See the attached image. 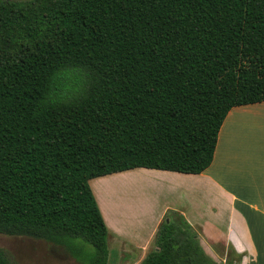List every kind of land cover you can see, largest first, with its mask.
I'll use <instances>...</instances> for the list:
<instances>
[{
    "label": "trees",
    "instance_id": "trees-1",
    "mask_svg": "<svg viewBox=\"0 0 264 264\" xmlns=\"http://www.w3.org/2000/svg\"><path fill=\"white\" fill-rule=\"evenodd\" d=\"M260 102L264 0L0 1V233L108 264L90 180L200 174L230 110ZM155 242L141 264H231L172 210Z\"/></svg>",
    "mask_w": 264,
    "mask_h": 264
},
{
    "label": "crops",
    "instance_id": "crops-1",
    "mask_svg": "<svg viewBox=\"0 0 264 264\" xmlns=\"http://www.w3.org/2000/svg\"><path fill=\"white\" fill-rule=\"evenodd\" d=\"M134 171L162 182L154 190V205L129 221L125 210L111 213L105 193L99 190L107 189L108 180ZM90 186L109 232L108 264H141L154 250L170 210L181 214L220 260L264 264V102L230 110L219 132L214 160L200 174L139 167L91 179ZM161 191L167 196L159 209Z\"/></svg>",
    "mask_w": 264,
    "mask_h": 264
},
{
    "label": "rangeland",
    "instance_id": "rangeland-1",
    "mask_svg": "<svg viewBox=\"0 0 264 264\" xmlns=\"http://www.w3.org/2000/svg\"><path fill=\"white\" fill-rule=\"evenodd\" d=\"M160 181L159 178L153 177L149 173L134 171L108 180L107 189H100L99 193H105L104 199L110 204L109 209L112 214L114 210H125L124 217L131 221L133 215L142 214L154 205V190ZM161 192L163 195H157L159 200L162 198L161 203L157 206L159 209L161 206H165L166 201L163 196H167L165 191ZM168 200L171 201V198ZM106 213L107 217L110 215L111 219V214L107 210ZM112 223L114 224V221ZM0 248L11 264H78L63 249L46 240L29 236L0 233Z\"/></svg>",
    "mask_w": 264,
    "mask_h": 264
}]
</instances>
